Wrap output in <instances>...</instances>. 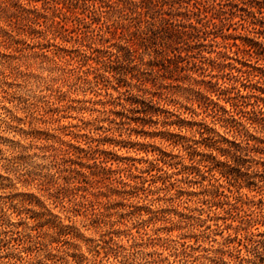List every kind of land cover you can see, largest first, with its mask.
<instances>
[{"label": "rangeland", "instance_id": "1", "mask_svg": "<svg viewBox=\"0 0 264 264\" xmlns=\"http://www.w3.org/2000/svg\"><path fill=\"white\" fill-rule=\"evenodd\" d=\"M158 1L0 0V264H264V0Z\"/></svg>", "mask_w": 264, "mask_h": 264}, {"label": "trees", "instance_id": "2", "mask_svg": "<svg viewBox=\"0 0 264 264\" xmlns=\"http://www.w3.org/2000/svg\"><path fill=\"white\" fill-rule=\"evenodd\" d=\"M163 5H164V1L160 2L158 0H149V3L147 4V6L145 8H146V10H151V12L160 16V14H161L160 13V7H162ZM151 25H153V24H151ZM149 31H152V28H150Z\"/></svg>", "mask_w": 264, "mask_h": 264}]
</instances>
